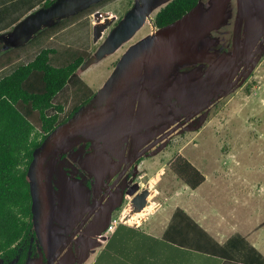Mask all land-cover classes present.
<instances>
[{"label":"rangeland","instance_id":"1","mask_svg":"<svg viewBox=\"0 0 264 264\" xmlns=\"http://www.w3.org/2000/svg\"><path fill=\"white\" fill-rule=\"evenodd\" d=\"M47 1L50 4L45 6ZM99 1L101 0H0V56L19 49L44 29L74 16ZM162 1L152 2L146 22L127 39L128 41L126 40L127 42L124 41L114 55L106 54L103 57L101 53L112 52L113 48L119 45L116 41L114 45L107 44L115 22L130 11L144 13L146 0H118L97 12L94 15L95 19L92 15L54 39V47L60 53L55 56V65L68 63L77 51H88L92 54L89 63L78 70V75L95 91L100 90L102 82L108 85L113 74V64H117L116 60L128 47L136 44L144 47L133 55V58L139 59L133 69L139 65L144 73L154 74L160 67L162 69L160 74H167L170 69L176 73L177 69L183 67L184 82L205 76V80L199 85L184 89L188 91L183 97L184 101L188 100L183 110L184 121L189 120L187 124L178 130L174 128L165 130V123L147 128L150 135L145 137L146 142L155 139L160 142L163 139L165 149L158 155L144 158L143 167H138L134 172L141 175L139 179L137 178L139 184L130 189V197L123 211L111 216L110 220L125 217L126 221L136 218L138 222L148 217L145 209L154 212L166 207L169 211L168 209L175 205L174 202H169L172 192L175 189L189 191L169 168V164L177 156L182 155L209 178V183L200 190L208 204L200 203L198 199L191 200L188 198L190 194L187 195V202H197V205H201L205 210L208 205L210 210L218 207L224 215L230 213L229 218L232 222H237L233 228L240 234L243 233L242 236H246L244 238H248L246 242L240 236L238 238L240 244L241 241L246 243L248 252L256 242L264 260V0H201L198 7L185 19L168 29L158 30L153 28L152 20L171 0L166 3ZM173 29L178 33L174 44L170 46L171 55L175 58L165 61L167 65L159 66L154 59L160 57L155 56L154 52L151 56L146 53L150 45L155 50L165 34ZM191 32L198 34L191 35ZM117 39L119 41L121 38L117 36ZM256 50L259 51L255 55L258 59L251 65L249 63V70L245 67L237 72L233 68L237 65L236 59L243 57L245 51L252 59ZM146 59H149L150 63ZM176 59L180 60L173 63ZM13 70L9 67L0 72V80ZM233 71L238 73V78L229 91L223 92ZM191 73L192 78L189 77ZM177 78L181 79L179 76L173 77V74L172 76L169 74L160 83L172 85ZM75 86L69 85L68 92L56 99V102L67 101L64 115L66 118L68 111H71L70 103L74 102ZM99 94H102L101 90ZM141 96L148 97V93L144 92ZM89 97L86 91L81 93L80 102L87 101ZM158 101L164 104V101ZM152 104L154 106V103ZM144 111L145 109L140 111V116ZM131 114V117L135 118V113ZM195 115L199 116L192 120ZM107 116L108 113L98 117L95 111L81 110L78 115L71 118V122L59 127L55 134L50 135L35 151L28 179L33 189L34 211L38 223L41 220V228L46 224L43 213L45 207L52 208V204L56 202L55 199L58 197L56 190L62 187L59 186L60 179L64 177L66 168L73 171L72 178L79 176L82 180L80 183H85L86 177L83 174L79 175L75 169L80 166L84 151L81 135L87 134L85 133L87 129L94 134L97 131L94 128L96 124ZM166 119L169 121L168 126L175 125L179 120L171 114L170 116L166 114ZM122 120L123 118H119L120 126ZM140 127H142L140 124L136 126V132ZM67 136H71L68 144ZM126 139L129 141L131 138L128 136ZM63 153L69 154L68 159L63 158ZM104 153L100 151L97 155L102 157ZM92 159L94 158L90 157L89 161ZM73 162L76 163L74 167ZM103 172L100 169L98 175L101 176ZM132 178L133 176L130 177ZM76 184L68 182L63 186L67 193L65 198L69 201L76 199ZM125 187H128V182ZM84 189L82 186L83 192ZM73 215L75 214L71 217ZM104 222L105 219L101 218L98 226ZM43 245L49 253L50 249L47 248L45 241ZM63 255L58 263L68 264L71 253ZM241 255L245 254L241 251ZM241 255L237 256L240 261L243 260ZM75 256L80 258L79 252ZM42 258L43 255L37 248V256L30 259L29 263L43 264ZM55 258L53 255L52 261H55Z\"/></svg>","mask_w":264,"mask_h":264},{"label":"flooded vegetation","instance_id":"2","mask_svg":"<svg viewBox=\"0 0 264 264\" xmlns=\"http://www.w3.org/2000/svg\"><path fill=\"white\" fill-rule=\"evenodd\" d=\"M154 1L156 0H153V2ZM132 12L134 11L126 13L122 19L119 18L115 22V27L110 32L111 35L107 39V44L112 43L114 45L115 41L117 43V36L119 37V31L117 32V30L127 15ZM135 13L137 15L142 14L141 11H137ZM174 31L175 29L166 33L165 37L159 42V45L155 50H153L152 45H150V49L146 53L151 56L154 52L155 56H159L160 59H158V57L154 59V61H157L156 64L159 66L167 65L165 61H171L175 58V56L171 55L172 49H170V46L174 44V41L178 36V33ZM188 34L189 33L187 32L186 36H188ZM193 34L197 35L198 33L191 32V35ZM152 40H154L153 35ZM125 42L113 48L114 50L112 52L101 53V56L104 57L106 54L114 55L119 50V47ZM143 47L144 46L140 44L130 46L125 52H123L121 57L116 60L117 64H113V74L110 76L108 85H106L105 82H102L103 85L100 87L102 94H99L100 90L95 91L89 87L96 93H94L88 103H85L86 101L82 102L81 109L76 113V115H78L81 110L86 109L89 110V112L95 111L98 117H101L106 113H108V116L104 117V119H101L98 124H96V127L94 128H96L97 131L94 132V134L87 129L85 132L87 134L81 135L83 137H80L81 142H84V151L80 159L81 164L75 169L79 172V175L83 174L86 177V180L84 181L85 183H80L81 177L79 178V176L72 178L73 171L66 168L64 177L60 179L61 184L59 186L62 187H58L59 190H56V194L58 195L55 199L56 202L52 204V208L49 206L45 207V212H43L46 217L45 227L41 228L40 218V222L38 223V217L34 211L35 202L33 197L36 248L30 259L35 257V255L37 256L38 248L43 255V264H54L52 261L53 259H51L53 255H55L58 260L67 252L71 253V259H69L68 264H80L90 246L89 236L97 235L98 231L101 230L104 224L103 223L98 226L101 218H104L105 221H107L111 218V216L123 211L126 202L130 197V189H133L136 184H139L137 178L139 179L141 175L138 173L134 174V172L137 171L138 167H143V164L145 163L144 158L158 155L161 151H163V149H165V145H163L165 142L162 141L163 139L160 142H157L158 139L149 143L146 142L145 137L150 135L147 133V128H152L159 123H165V130L172 128L178 130L183 127V125L188 123L189 120L184 121L183 115L184 106L188 101H184L183 97L185 95L184 93H187L188 91L184 90V88H172L195 80L190 81L188 79L187 82L183 81V67L177 69L176 73H173L174 70L170 69L167 74H160L162 71L160 67H158V70H156L154 74L144 73L141 71L142 67L139 65L133 69L139 60L138 58H133V55L139 51L138 49L141 50ZM258 50H256L252 59H250L251 57H249L247 55V51H245L243 57H238L236 59L235 64L237 65L233 68L237 70V72L238 70L241 71L245 67L249 70V63L251 65L258 59V57L255 56L259 53ZM180 59L174 60L173 63L179 61ZM146 60L149 61V59ZM88 63L89 62L85 63V65ZM139 70L141 72H139ZM193 70L194 69L192 68V72L194 73ZM237 72H231L228 79V86L223 90V92H227L232 88L233 82H235L238 78ZM169 74L171 76L173 74V77L179 76L181 79H174L175 83L172 85L161 84V80L163 78H167ZM192 76L193 74L191 73L189 77L192 78ZM201 78H203V81L205 80V76ZM144 92L148 93V97L141 96ZM98 96H101V98ZM158 100L164 101V104ZM152 103H154V106H152ZM198 104L199 103L197 102V106ZM142 109H145V111L140 116V111H142ZM131 113H135V118L131 117ZM166 114H168V116L171 114L172 116L178 117L179 120L175 123V125L168 126L169 121L166 119ZM197 116L199 115H195L192 120ZM119 118H123L121 126L119 125ZM72 119L69 122H71ZM139 124L142 127H140L138 132H136V126ZM143 124L145 125L143 126ZM55 132L56 131H54L51 135H54ZM128 136L131 138L129 141L126 139ZM140 136H142V138H140ZM70 138L71 136H67V144L70 143ZM100 151H104L105 155L99 157L97 154ZM68 156L69 154L63 153L64 159H68ZM90 157L94 159L89 161ZM104 158L106 160H104ZM88 162H90V164H88ZM75 165L76 163L73 162L72 166L74 167ZM100 169H102V172L104 171L101 176L98 175ZM110 175L113 177L110 178ZM132 176L136 179H130ZM75 180H78L79 182ZM68 182L77 183L75 191L76 199L74 201H69L65 198L67 193L63 189V186ZM127 182L128 187H125ZM82 186L85 187L84 192L81 190ZM31 192L33 196L32 186ZM62 192H64L65 195L64 193L61 195ZM65 200L66 202H64ZM72 214L75 215L71 217ZM43 241L47 243V248L50 249L49 253L43 245ZM78 252L80 254V258L75 256L76 254L78 255ZM58 262L56 264H59ZM27 264H30L29 261Z\"/></svg>","mask_w":264,"mask_h":264},{"label":"trees","instance_id":"3","mask_svg":"<svg viewBox=\"0 0 264 264\" xmlns=\"http://www.w3.org/2000/svg\"><path fill=\"white\" fill-rule=\"evenodd\" d=\"M116 1L101 0L44 29L19 49L0 56V71L14 69L0 80V264H27L35 252L33 196L28 179L35 151L81 109V93L86 91L90 99L94 95L78 75V70L89 62L92 54L77 51L68 63L55 65V56L60 53L54 47V39ZM200 1L171 0L158 11L152 25L158 30L168 28L193 11ZM49 4L47 1L45 6ZM71 84L76 85L74 102L70 103L71 111L66 118L67 101L56 102V99L67 93ZM169 168L191 190H197L206 182L205 175L182 155L177 156ZM179 215L191 222L181 211L175 218ZM179 222L185 231L187 224ZM194 226L200 229L197 224ZM222 251L224 256L230 255L228 250ZM249 264H264V260L259 255Z\"/></svg>","mask_w":264,"mask_h":264},{"label":"crops","instance_id":"4","mask_svg":"<svg viewBox=\"0 0 264 264\" xmlns=\"http://www.w3.org/2000/svg\"><path fill=\"white\" fill-rule=\"evenodd\" d=\"M207 183L208 177L197 190H191L182 183L189 191L175 189L169 197V202L175 205L169 211L166 207L154 212L145 209L148 217L138 222L136 218L126 221L122 217L116 230L102 239L98 235L105 233L109 220L105 221L97 235L89 236L90 246L80 264H249L259 255L262 259L256 242L253 247L250 245L248 252L246 243L241 241L243 247H240L238 238L246 236L233 228L237 222H232L230 213L224 215L218 207L210 210L208 205L205 210L197 202H187V195L190 194L188 198L191 200L198 199L200 203L208 204L200 194ZM179 211L187 215L193 225L186 222L183 215L175 218ZM179 221L187 224L185 231ZM194 224L200 229H196ZM244 239L247 242L248 238ZM223 249L228 250L230 255L224 256ZM238 255H241L242 261ZM58 260L55 258L54 264Z\"/></svg>","mask_w":264,"mask_h":264},{"label":"water","instance_id":"5","mask_svg":"<svg viewBox=\"0 0 264 264\" xmlns=\"http://www.w3.org/2000/svg\"><path fill=\"white\" fill-rule=\"evenodd\" d=\"M170 0H163L162 3H166L169 2ZM153 0H146V5H145V9H144V13H142L141 15H137L134 12L129 13L127 15V17L125 18V20L123 21V23H121V25L119 26V29L117 30V32L119 31V37L121 38L119 41H117V44H121L122 42L126 41L129 37H131L139 28H141V26L146 22L147 20V15L149 13V9L151 7ZM161 3V2H160ZM203 81V78L189 82V83H184L181 85H177L175 87H173L172 89H176V88H190L193 87L195 85L200 84ZM110 222V219H108ZM107 220V221H108ZM108 222V224H109ZM107 224V225H108ZM100 232V230L98 231V233Z\"/></svg>","mask_w":264,"mask_h":264},{"label":"built area","instance_id":"6","mask_svg":"<svg viewBox=\"0 0 264 264\" xmlns=\"http://www.w3.org/2000/svg\"><path fill=\"white\" fill-rule=\"evenodd\" d=\"M95 17H96V16H94V18H95ZM122 220H123V219L120 218V217H118V218H113V219L110 221V223L108 224L105 233L100 234L99 237L102 238V239H103V238H107V237H108V234L114 232V231L116 230L117 226L121 223Z\"/></svg>","mask_w":264,"mask_h":264},{"label":"clouds","instance_id":"7","mask_svg":"<svg viewBox=\"0 0 264 264\" xmlns=\"http://www.w3.org/2000/svg\"><path fill=\"white\" fill-rule=\"evenodd\" d=\"M95 14H96V13H95ZM95 14H93V17H94ZM94 19H95V18H94ZM82 67H83V66H82ZM82 67H81V68H82ZM81 68H80V69H81ZM120 218H122V217H120ZM110 221H111V220H110ZM109 223H110V222H109ZM107 226H108V225H107ZM106 228H107V227H106Z\"/></svg>","mask_w":264,"mask_h":264}]
</instances>
